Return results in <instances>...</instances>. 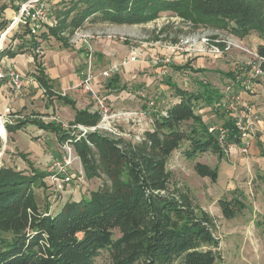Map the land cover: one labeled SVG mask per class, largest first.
<instances>
[{
	"label": "rangeland",
	"instance_id": "1",
	"mask_svg": "<svg viewBox=\"0 0 264 264\" xmlns=\"http://www.w3.org/2000/svg\"><path fill=\"white\" fill-rule=\"evenodd\" d=\"M26 1L0 0V22H7L5 29L10 30L4 48L20 49V43L28 44L23 58L27 61L30 59L27 63L29 71L23 74L24 83L29 76H32L30 81L34 75L37 77L36 66L40 63L51 72L59 71L68 79V84L65 88L62 84H55L53 87L56 93L53 94L46 92V88H35L33 93L26 90L19 94L11 93L16 97L15 102L25 101L27 105L26 110L21 106L16 108L19 113L14 120L29 118V122L21 130L13 129L7 133L6 139L0 133V168L14 167L29 171V162L33 161L39 169L52 173L51 162L54 157L63 154V141L58 135L48 131L37 136L40 131L35 130L37 126L32 125L34 122L31 120L52 122L63 131L66 130V138H75L80 125L91 127L99 122L93 125L76 122L75 108L69 102L70 99H75L80 109L94 104L90 93L79 86L86 74L85 43L95 51L97 73L113 63L123 62L134 52L139 55L136 61L121 67L119 88H105L111 78L102 75L98 76L96 86L97 94L107 97L115 110H151L146 118L141 117L144 125L141 128L124 122L120 124L122 130L130 132L125 137L136 142L143 139V133L157 126L158 118L163 116L160 108L172 107L180 102L177 89L189 93H205L204 88L208 86L210 94L216 95L221 91L225 95L228 84L235 81L228 73L238 71L235 91L240 92L244 100L255 105L259 116L249 153L242 154L237 148H233L224 156L210 150L189 156L186 152L189 144L185 142L170 155L167 169L172 173L171 187L187 193L196 206L215 218L217 228L214 234L220 240L218 249L223 257L221 264H264V75L253 78V71L248 66L256 54L258 57L263 56L259 47L264 43V38L256 31L243 37L235 34L229 26L209 25L170 11H160L133 24L114 23L100 18L94 20L92 16L82 27L73 30L69 24L71 18L62 13L66 7L60 2L62 0H43L51 9L52 18L58 19V24H46L36 32H28L27 23L11 27ZM4 5L7 8L3 9ZM55 9L57 13H54ZM2 32L0 29V40ZM75 45L84 50L85 60ZM36 52H39L37 64ZM32 56L34 60L31 59ZM19 57L22 59V56ZM2 61L4 57L1 55L0 65L3 67ZM6 62L11 66L8 59ZM77 70L81 79L74 82ZM251 80L255 83H251ZM138 90H142L143 94L136 95ZM38 92L39 96H35ZM61 94L68 98H61ZM224 108L227 111L225 104ZM196 112L212 125H222L225 119L217 115L204 100L198 102ZM5 119L7 118H3ZM137 133L139 134L136 135ZM73 152L75 156H79L76 148ZM80 162L73 165L71 172L76 176V167L82 168L81 180L64 183L53 180L50 174L43 178L44 184L34 187L42 210L49 209L51 213H55L66 202L89 196L93 190L107 184L105 174L89 178ZM197 162L218 168V179L200 175L196 168ZM234 196L240 198L244 207L234 217L226 218L220 201L233 199ZM117 236L118 232L115 233V237ZM110 262V252L104 250L93 264Z\"/></svg>",
	"mask_w": 264,
	"mask_h": 264
},
{
	"label": "trees",
	"instance_id": "2",
	"mask_svg": "<svg viewBox=\"0 0 264 264\" xmlns=\"http://www.w3.org/2000/svg\"><path fill=\"white\" fill-rule=\"evenodd\" d=\"M60 2L66 6L62 13L71 18L73 30L92 16L94 20L133 24L160 11H170L209 25L229 26L243 37L256 31L264 38V0ZM6 27L7 22H0L1 30ZM27 45L21 43L19 50ZM259 52L264 56V43ZM237 72L228 75L238 82ZM39 78L49 92L48 83L41 75ZM120 81L117 73L105 88H119ZM204 89L205 93L177 89L180 102L170 108L169 116L158 118L157 126L147 130L139 142L101 132L89 133L91 144L85 138L76 141L88 177L105 174L107 184L89 196L66 202L55 213L41 209L34 191L50 172L39 169L33 161L29 162V171L0 168V264H93L104 250L110 252V264H221L215 218L196 206L187 193L171 187L172 173L167 169L170 155L185 142L189 144V156L209 150L225 154L210 130L212 124L196 112L201 100L225 118L223 124L232 129L230 140L240 141L231 114L224 108V94L219 91L212 95L208 86ZM100 117L98 111L81 109L75 121L93 125ZM26 120L6 123L5 127L9 132L20 129L29 122V118ZM31 121L55 131L62 141L67 137L68 133L52 122ZM196 168L203 177L218 179V168L203 162H197ZM220 205L226 218L234 217L244 207L237 196L221 199Z\"/></svg>",
	"mask_w": 264,
	"mask_h": 264
},
{
	"label": "built area",
	"instance_id": "3",
	"mask_svg": "<svg viewBox=\"0 0 264 264\" xmlns=\"http://www.w3.org/2000/svg\"><path fill=\"white\" fill-rule=\"evenodd\" d=\"M50 8L47 7L46 3L43 0H27L24 2L20 9V15L15 18L12 22V26L14 24L27 23L28 26L31 25L30 31H38L41 29L43 25L54 26L58 24V19L55 17L52 18V14L50 13ZM53 20L55 23H53ZM34 23V24H32ZM46 26V27H47ZM10 27V29H11ZM1 40H0V53L4 48V43L8 34L9 29L2 30ZM77 39V38H76ZM90 41L89 39H85ZM85 55H86V74L82 81L79 83V86L83 87L86 92H89L93 97L94 101V110L100 113V120L96 125L91 127L81 126L78 130L79 133L73 138L69 136L62 143L63 154L57 157H54L51 162V177L53 180H61L64 183H70L71 181L81 180L83 177V170L80 167H76V171L78 172L76 176L72 174L71 170L74 164H77L81 161L80 156H75L73 150L75 149V142L85 138L89 144L91 142L88 139L89 133L93 132H101L107 135H110L114 138H126L130 135V132L124 131L120 128L121 123L132 124L133 126L143 127L141 117H145L151 111L149 110H141V109H121L115 110L113 108L112 103H110L106 98L98 95V90L96 89L98 83V76L102 75L106 78H111L113 75L120 72L121 67L125 66L130 62L136 61L139 58V55L134 52L128 59H125L121 63H113L111 66L103 69L100 73L96 72L95 69V51L89 47L86 43ZM257 59V60H256ZM264 57H258L255 55V59L249 63V67H251L253 71L252 77H257L260 75H264ZM0 80H2L7 89L13 93H20L24 89V75L23 73L14 70V69H0ZM251 83H255L253 80ZM236 81L234 83L228 84L226 87V94L224 95L223 102L227 107V111L231 114L233 119L234 127L240 133V141L236 142L235 140H230L232 135V129L228 126L222 125H211L210 130L216 135L219 144L222 146L225 153L228 154L233 148H237L240 153L247 154L250 151L252 146V142L255 137V126L258 122L259 116L257 115V109L255 105L244 100L241 97V93H236L235 86ZM136 95L143 94L142 90H138ZM65 95V94H64ZM161 103L160 106H162ZM171 107L163 106L160 108L163 116H169V110ZM2 116L0 115V119ZM2 122V121H1ZM92 129V131H89ZM66 131V130H65ZM145 132V131H144ZM76 133V132H74ZM73 133V134H74ZM137 133L136 135H138ZM144 134V133H143ZM135 135V136H136ZM126 136V137H125ZM80 162V165L83 167Z\"/></svg>",
	"mask_w": 264,
	"mask_h": 264
},
{
	"label": "crops",
	"instance_id": "4",
	"mask_svg": "<svg viewBox=\"0 0 264 264\" xmlns=\"http://www.w3.org/2000/svg\"><path fill=\"white\" fill-rule=\"evenodd\" d=\"M27 30H29L28 32H30V30H31L30 26L29 27L27 26ZM20 44H19V46H20ZM79 45H75V47H77L78 52L81 53L83 59L85 60L84 50H82L81 48H79L78 47ZM8 48L7 49L3 48V50L0 53V56L2 55L4 57V61H2L4 63L3 64L4 66L2 67V65H0V69H2V68L4 70L5 69H8V68L9 69H14V70H17L19 72H22L25 75L26 72L29 71L28 70L29 67H28V64L27 63L30 61V59H29V61H27V59L26 58H23V56L25 55V52H26V50H27L28 47L24 48L23 50L14 49V48H9L8 49ZM13 52H16V53H13ZM38 53L39 52H36V54H35V63L36 64H37L36 57H38V55H39ZM19 56H22L21 57L22 59H20ZM7 59L11 63V66L6 62ZM31 59L34 60V56H32ZM18 64H21V66H18ZM36 67L38 69V71H36L37 77L34 75L33 76V79H31V81L29 80V78L30 77L32 78V76H29L28 79H25V85H24L23 91L26 90V91H28L30 93H33V91H35V88L36 89L37 88L38 89L44 88V85H43L41 79L39 78L40 75L48 83V85H49L48 87L49 88H47V89H49V92L50 91H52V92L54 91L56 93V90L54 88L55 87V84L56 85L57 84H60V85L62 84L63 85V88H65L67 86L68 79L65 78L64 76H62V74H60L59 71H56V73L51 72L50 69H47V68L43 67V65H41L40 63H38V66H36ZM48 72H49V74H48ZM80 79H81V76H80V73L77 70V72L75 73V78H74L75 81L74 82H77ZM41 92L44 93L43 91H41ZM11 93H13V92H10L7 89L5 83H0V115L2 116V118H7V119L4 120V126H5V123H9V124H13V125L16 124V123H18L19 121H15L14 120V118H16L18 116V113H19L16 108H18L19 106H21L22 108H24L26 110L25 107L27 106L26 103H25V101H23V103L15 102L16 97L15 96H12ZM14 94H19V93H14ZM39 94H40V92H38L35 96H39ZM34 97H32V98L34 99ZM69 102L75 108V116H74V119H75L76 116H77L78 110H81V109L78 107V102L75 101V99H71V101H69ZM46 107L48 108L47 105H46ZM93 108H94V104L86 107L85 109H89L90 111L93 112V111H95ZM1 121H2V119H0V122ZM32 125H36L37 128L35 130H37L38 132L40 131L39 133H37V136H42V132L44 133L45 131H48V132H51V133L53 132L56 135H58L55 131L50 130V129H47V128H44V127L42 128L39 124L32 123ZM19 130H21V128L20 129H17L16 131H19ZM6 131H7V133H10L7 128H6ZM57 156H59V155H57Z\"/></svg>",
	"mask_w": 264,
	"mask_h": 264
},
{
	"label": "bare ground",
	"instance_id": "5",
	"mask_svg": "<svg viewBox=\"0 0 264 264\" xmlns=\"http://www.w3.org/2000/svg\"><path fill=\"white\" fill-rule=\"evenodd\" d=\"M1 119H2V122H0V133L5 138L7 136V131H6V128L4 126V120H3V118H1Z\"/></svg>",
	"mask_w": 264,
	"mask_h": 264
}]
</instances>
